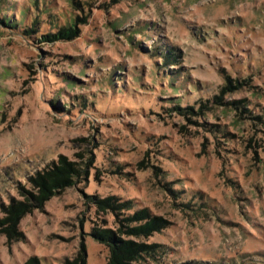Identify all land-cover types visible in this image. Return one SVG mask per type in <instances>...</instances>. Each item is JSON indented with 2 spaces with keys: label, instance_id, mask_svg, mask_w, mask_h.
<instances>
[{
  "label": "rangeland",
  "instance_id": "obj_1",
  "mask_svg": "<svg viewBox=\"0 0 264 264\" xmlns=\"http://www.w3.org/2000/svg\"><path fill=\"white\" fill-rule=\"evenodd\" d=\"M126 241L123 264H264V0H0V264Z\"/></svg>",
  "mask_w": 264,
  "mask_h": 264
},
{
  "label": "trees",
  "instance_id": "obj_2",
  "mask_svg": "<svg viewBox=\"0 0 264 264\" xmlns=\"http://www.w3.org/2000/svg\"><path fill=\"white\" fill-rule=\"evenodd\" d=\"M65 172H67V169L65 168L64 165H62L60 169L57 168V170L55 171L50 169L44 175L42 176L39 175V177L33 179V182H35L38 186L41 187L40 195H37L36 197H34L37 202L38 201L40 202L42 198H45L48 195V193L52 190V187L57 186V185L62 186L61 184L71 181L69 176ZM77 172H79V170H77ZM26 207L30 208V206H28L27 204V200L24 203H19V202L14 201L13 204L10 206V208L7 209V212L9 213L10 217L17 218L19 214L27 211ZM144 213H145L144 210L138 211L135 213L134 217L139 218V217H142L143 215L145 216ZM7 219L8 218H5L3 221H7ZM151 222L155 223L153 219H151ZM149 225L150 223H146L145 225L142 224L139 227L132 228L131 230L132 231H138L142 229L145 230L146 228L149 227ZM107 232L108 231L102 230L99 233L101 237L109 239L110 241H114L115 238L112 237ZM9 234L11 235V232H9ZM117 247L123 250V252H120V253L115 252L114 255H112L111 264H123L124 259L134 258V255L138 254L137 248L129 246L128 241L123 242L122 245L117 246ZM25 264H33V261L32 260L27 261Z\"/></svg>",
  "mask_w": 264,
  "mask_h": 264
}]
</instances>
